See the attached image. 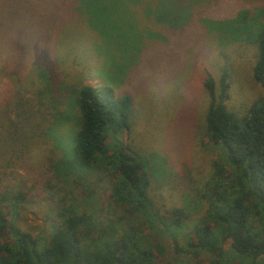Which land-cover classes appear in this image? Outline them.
<instances>
[{"label":"rangeland","instance_id":"obj_1","mask_svg":"<svg viewBox=\"0 0 264 264\" xmlns=\"http://www.w3.org/2000/svg\"><path fill=\"white\" fill-rule=\"evenodd\" d=\"M69 2L0 0V196L25 192L15 223L38 247L59 222L61 207L87 211L91 206L105 222L122 215L115 230H125L128 214L112 199V178L101 174L96 180L97 172L85 171L77 184L74 174L82 170L66 168L74 152L76 108L53 101L47 88L36 92L44 83L37 70L47 71L49 84L83 73L82 83L106 85L132 98L131 124L121 138L147 162L156 212L142 229L164 247L163 257L155 251L154 257L204 264L208 254L188 258L172 244L173 238L183 245V234L202 220L213 174L230 171L204 134L202 83L224 70L228 86L222 103L238 116L264 98L251 74L264 0H83L82 12ZM22 57L28 66L19 81L7 70L15 65L19 73ZM63 113L67 118L56 122ZM89 181L97 187L87 185L93 197L82 203ZM4 206L0 201V242L11 238ZM174 207L187 215L176 226L161 216ZM260 261L264 264V257Z\"/></svg>","mask_w":264,"mask_h":264},{"label":"trees","instance_id":"obj_2","mask_svg":"<svg viewBox=\"0 0 264 264\" xmlns=\"http://www.w3.org/2000/svg\"><path fill=\"white\" fill-rule=\"evenodd\" d=\"M69 1L73 9L82 12L83 0ZM22 60L19 73L15 65L10 66L12 71L7 70L19 81L28 66V59ZM251 74L264 88V27L257 40ZM82 75L66 81L55 79L49 84L47 71L37 70L36 78L44 83L36 92L40 95L47 88L53 101L63 100L76 108L74 152L67 160L70 167H65L69 171L82 170L74 174L77 184L85 171L97 172L96 180L101 174L110 176L112 199L128 214L126 228L121 233L115 230L114 221H120L122 215L105 222L90 205L87 211L61 207L56 213L59 222L53 224L46 244L38 247L35 237L15 223L25 192H7L0 201L5 202L10 214L6 227L11 238L0 242V264H170L162 258L163 245L142 229L156 212L148 193L147 162L121 138L131 124L132 98L127 93L115 94L106 85L84 84ZM226 76L224 70L216 80L205 76L202 86L207 104L203 118L207 140L218 147L230 171L214 173L210 178L211 192L206 195L202 220L183 234V245L172 238L173 250L194 259L201 253L208 254L202 260L204 264H260L264 257V98L252 101L238 116L222 103L227 94ZM64 118L63 113L56 122ZM90 184L97 185L93 181L83 183L82 203L93 197L87 186ZM161 216L176 226L187 215L182 208L174 207ZM154 251L162 255L161 259L154 257Z\"/></svg>","mask_w":264,"mask_h":264}]
</instances>
